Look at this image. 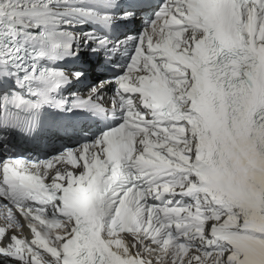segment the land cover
<instances>
[{
    "label": "snow or ice",
    "instance_id": "obj_1",
    "mask_svg": "<svg viewBox=\"0 0 264 264\" xmlns=\"http://www.w3.org/2000/svg\"><path fill=\"white\" fill-rule=\"evenodd\" d=\"M85 3L0 0L5 78L30 85L28 73L47 71L43 65L61 52L78 62L77 81L90 78L97 67L90 53L104 50L90 38L96 24L85 21L92 25L86 42H65L66 33L43 11ZM110 6L111 0L89 4L100 13ZM118 7L119 24L137 36L144 29L127 25L140 23V11L153 9L151 24L161 14L169 17L162 39L150 46L147 75L122 93L139 104L121 109L117 124L92 136L78 132L75 121L46 122L44 133L53 142L83 135L56 154H67L68 171L51 184L42 183L48 177L34 183L14 177L12 188L18 197H35L56 218L55 242L46 244L35 233L19 246L15 236L7 244L0 240V248L9 249L0 251L3 264H42L35 251L46 252L48 264H151L141 248L154 243L176 245L172 264H264V0ZM104 80L96 77L92 87ZM0 122L5 131L30 124L6 106Z\"/></svg>",
    "mask_w": 264,
    "mask_h": 264
},
{
    "label": "bare ground",
    "instance_id": "obj_2",
    "mask_svg": "<svg viewBox=\"0 0 264 264\" xmlns=\"http://www.w3.org/2000/svg\"><path fill=\"white\" fill-rule=\"evenodd\" d=\"M57 13H62L61 9L59 7H57V6L52 7V10L48 14V19H49L50 22H54L55 24H58V23H60L62 21L61 20L62 16L56 15ZM59 28L62 29V30L69 31V29L66 28V27L59 26Z\"/></svg>",
    "mask_w": 264,
    "mask_h": 264
}]
</instances>
